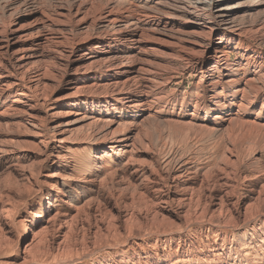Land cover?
Returning a JSON list of instances; mask_svg holds the SVG:
<instances>
[{
	"label": "bare ground",
	"instance_id": "6f19581e",
	"mask_svg": "<svg viewBox=\"0 0 264 264\" xmlns=\"http://www.w3.org/2000/svg\"><path fill=\"white\" fill-rule=\"evenodd\" d=\"M78 243L91 260H56ZM12 244V264H264V0H0Z\"/></svg>",
	"mask_w": 264,
	"mask_h": 264
},
{
	"label": "rangeland",
	"instance_id": "374dc122",
	"mask_svg": "<svg viewBox=\"0 0 264 264\" xmlns=\"http://www.w3.org/2000/svg\"><path fill=\"white\" fill-rule=\"evenodd\" d=\"M255 11H250L249 14H251V16H254ZM254 47H258L260 48V46H258V43L255 42L254 40H252L250 42ZM233 58H235V56H231L230 60H232ZM178 79L173 82L172 86L169 88L170 90L174 89V93H176L177 95H179L181 98L187 99L189 96H194L195 95V90H194V86L197 83V81L192 77V76H188V75H179L177 77ZM172 88V89H171ZM244 119L249 120L246 116H241ZM46 172H48V170L44 171V174H46ZM30 199L34 200L36 199L37 195L34 192V190H32L31 194H29ZM76 245V244H75ZM74 249V250H73ZM94 247L89 245L88 243H84L83 245L78 243L76 246H74V248H71L67 251H65L61 257H57L56 260H91V258H87L85 257L86 255H89L93 252ZM22 252V249L19 247V245L17 244H12V246H8V247H1L0 248V264H12V263H16V261L18 260L19 254ZM39 255H36V260H46L43 259V257H38ZM93 259V258H92Z\"/></svg>",
	"mask_w": 264,
	"mask_h": 264
}]
</instances>
